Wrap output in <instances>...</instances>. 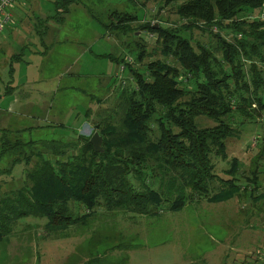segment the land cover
<instances>
[{"label":"trees","instance_id":"1","mask_svg":"<svg viewBox=\"0 0 264 264\" xmlns=\"http://www.w3.org/2000/svg\"><path fill=\"white\" fill-rule=\"evenodd\" d=\"M149 1L160 9L174 7L182 22L134 27L138 15L110 14L108 31L156 35L163 59L144 63L151 56L136 43L133 62L117 60L133 83L120 85L118 103L103 109L106 116L93 124L90 136L38 142L22 139L21 130L4 131L0 166L4 160L8 166L0 167V188H9L0 193V243L23 218L44 219L45 239H67L103 213L178 212L192 201L228 202L247 188L237 184L244 163L232 158L225 173L233 178L222 179L214 160H228L227 140L239 137L240 124L264 116V0H143L144 5ZM74 3L54 0L56 13L49 19L63 24ZM196 30L215 43L195 42ZM20 60L15 55L11 64ZM201 118L214 125L202 126ZM95 132L103 138L102 153L90 143ZM259 162L247 180L254 186L251 196ZM21 163L24 178L16 184L13 169Z\"/></svg>","mask_w":264,"mask_h":264},{"label":"rangeland","instance_id":"2","mask_svg":"<svg viewBox=\"0 0 264 264\" xmlns=\"http://www.w3.org/2000/svg\"><path fill=\"white\" fill-rule=\"evenodd\" d=\"M12 11L14 20L0 34V144L5 130H21L22 139L38 142H65L78 135L90 136L93 124L106 116L103 109L110 111L118 103L123 81L116 78L122 66L117 60L134 61L136 43L144 44L151 56L144 63L163 59L156 35L139 30L134 38L132 34L108 31L106 25L110 24L113 11L138 15L141 21L134 27L147 21L173 27L182 22L174 7L160 9L157 1L144 5L143 0H77L63 24L49 19L56 13L54 0H18ZM23 18L29 22L36 19L37 28L26 33L20 27ZM50 29L52 35L48 33ZM193 38L201 44L215 43L208 34L197 30ZM227 39L233 40V34ZM15 55H20L21 60L12 65ZM137 67L143 68V64ZM123 74L125 85L133 83L130 76ZM261 95L264 99V91ZM200 124L206 127L214 122L201 118ZM239 128V137L227 140L228 160L214 162L215 173L222 179L233 178L225 173L232 158L244 163L240 168L242 180H237L241 190L247 187L242 196L236 195L222 204L192 201L181 211L165 210L154 216L103 213L86 228L58 240L44 238V219L23 218L9 240L0 243V264H85L89 255L94 259L102 257L100 263H109L115 259V249L128 246L132 264L262 263L264 119L247 121ZM255 139L259 141L256 146ZM259 159L254 195L260 196L255 200L251 196L254 186L249 182L247 185V180L254 177L252 172ZM2 163L0 167L8 166L7 160ZM24 171L22 163L14 167L16 184L23 180ZM2 186L0 193L9 188ZM125 261L128 264V259Z\"/></svg>","mask_w":264,"mask_h":264},{"label":"crops","instance_id":"3","mask_svg":"<svg viewBox=\"0 0 264 264\" xmlns=\"http://www.w3.org/2000/svg\"><path fill=\"white\" fill-rule=\"evenodd\" d=\"M34 3H36V1L34 2ZM37 4V3H36ZM40 10V9H39ZM38 10V11H39ZM10 12L12 13V19H11V21L10 22H12L13 20H14V18H15V16L13 15V11H12V7L10 8ZM9 22V23H10ZM8 23V24H9ZM37 21H36V19H34V21H33V19L32 20H30V22L28 21V19H26V18H23L22 19V21H21V23H20V27H22V28H24V30H25V32L26 33H30L31 32V30L32 29H34V28H36L37 27ZM8 24H6V25H8ZM34 24V25H33ZM5 25V26H6ZM4 30H5V27H4ZM4 30H3V32H4ZM48 33H49V35H52V29H50L49 31H48ZM2 35V34H1ZM18 36V35H17ZM0 40H2L1 39V37H0ZM23 39H20V41H22ZM246 156H244V158H245ZM247 159V158H246ZM205 202H208V201H206L205 200ZM208 204L210 205V204H213V203H209L208 202ZM220 204H222V203H220ZM137 221H138V219H136ZM127 221H131V220H129V217H127ZM73 236V235H72ZM74 237V236H73ZM128 251H129V249H126V248H123L122 249V247L121 248H117V249H115L114 251H113V255H114V260L113 261H110L109 263H104V262H102V263H100V261L101 260H99V259H102V257L101 258H96V259H94V258H92V257H90V255H89V257L87 256V262L85 261V264H126V261H125V259H128V264H132V263H130L129 262V254H127L128 253ZM125 258V259H124ZM99 260V261H98ZM260 264H261V262H260Z\"/></svg>","mask_w":264,"mask_h":264},{"label":"built area","instance_id":"4","mask_svg":"<svg viewBox=\"0 0 264 264\" xmlns=\"http://www.w3.org/2000/svg\"><path fill=\"white\" fill-rule=\"evenodd\" d=\"M18 0H0V34L3 33L4 27L6 24H8L12 19V13L10 12V8L12 5ZM129 62H133L132 58H128ZM125 71V66L122 65L119 69V72L117 73V78L119 80H122L125 84L123 73ZM264 119V118H263ZM258 139L254 140V146L258 144ZM264 264V253H262V263Z\"/></svg>","mask_w":264,"mask_h":264},{"label":"water","instance_id":"5","mask_svg":"<svg viewBox=\"0 0 264 264\" xmlns=\"http://www.w3.org/2000/svg\"><path fill=\"white\" fill-rule=\"evenodd\" d=\"M90 143L92 144L95 152L97 153L103 152V138L98 132H95L91 136Z\"/></svg>","mask_w":264,"mask_h":264}]
</instances>
